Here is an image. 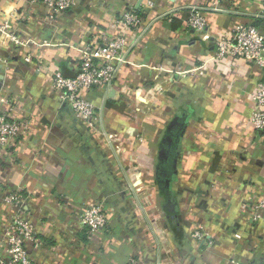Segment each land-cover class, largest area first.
<instances>
[{
	"label": "crops",
	"instance_id": "1",
	"mask_svg": "<svg viewBox=\"0 0 264 264\" xmlns=\"http://www.w3.org/2000/svg\"><path fill=\"white\" fill-rule=\"evenodd\" d=\"M147 1L152 6L144 10ZM215 5L217 0H78L51 20L41 1L0 0V19L30 40L0 47L8 59L0 61V109L14 104L19 116H32L27 134L9 143L10 156L0 155V240L12 214L2 197L13 190L25 197L23 209L40 241L27 245L31 264H126L132 257L140 264H264V210L257 221L250 216L252 201L264 193V131L250 123L248 95L264 80V67L222 59L182 72L212 55L220 35L239 23L264 35V5L229 0L221 5L228 11L212 10ZM193 6L204 8V30L187 25ZM130 8L149 26L135 45L128 33L127 62L108 95L101 88L87 95L98 111V134L55 95L50 74L74 76L82 48L115 36L114 20ZM137 94L148 100L140 107ZM180 112L189 119L172 221L155 168L166 126ZM102 131L112 135L110 144ZM114 146L122 147L119 155ZM143 190L147 197L139 195ZM93 203H101L108 220L90 237L77 211ZM196 228L204 230L202 239L191 237Z\"/></svg>",
	"mask_w": 264,
	"mask_h": 264
},
{
	"label": "built area",
	"instance_id": "2",
	"mask_svg": "<svg viewBox=\"0 0 264 264\" xmlns=\"http://www.w3.org/2000/svg\"><path fill=\"white\" fill-rule=\"evenodd\" d=\"M30 3L43 2L47 8V17L51 20L59 14L72 9L78 0H27ZM229 0H217V5L212 7L215 11H228L221 5ZM264 5V0H258ZM152 6L151 1H147L144 10ZM204 8L199 6L191 7L187 19V25L193 30H204L206 19ZM167 18L172 17V11L166 14ZM114 26L118 33L109 37L103 35L98 39L87 43L80 52L77 72L72 77L64 76L61 71L55 70L50 74V81L55 95L63 102L67 103L74 118L86 129L100 133L97 127L98 111L92 100L87 96L95 88L104 89L105 96L113 87L121 67L127 62L126 45L128 44V33L133 32L131 44L135 45L145 34L148 24L136 10L130 8L123 10L114 20ZM27 40L21 39L16 27L10 25L7 20L0 19V47L16 48L26 46ZM45 43V42H43ZM222 59H227L233 63L237 60L264 67V35L256 26L249 23H239L230 31L224 32L217 39L216 48L212 55L201 60L200 65L193 69L182 72H192L195 69L206 67L209 64L217 63ZM0 61L7 63L8 59L0 54ZM24 61H31L30 54L24 57ZM170 71V70H169ZM186 74V73H185ZM171 78V72H169ZM171 75V76H170ZM158 90H161L159 88ZM137 93V91L135 92ZM249 100L252 105L250 123L257 131H264V80H259L249 92ZM140 101H146V96ZM6 101V98L2 97ZM148 101V100H147ZM21 108L11 104L8 109H0V155L10 156L9 143L12 140H19L28 132L32 116H19ZM109 144L112 135L102 131ZM3 201L12 209V214L4 226L3 235L0 240V264H31L28 250V243L37 246L40 241L34 223L28 212L23 209L25 197L16 191L3 195ZM253 213L251 218L258 220L259 211L264 210V193L255 201H252ZM78 220L87 229L91 237L93 233L105 229L108 216L101 203H93L82 207L77 211ZM205 232L202 228H196L191 237L202 239ZM210 243V241H209ZM231 264H244L232 259ZM126 264H140L137 257H132Z\"/></svg>",
	"mask_w": 264,
	"mask_h": 264
},
{
	"label": "water",
	"instance_id": "3",
	"mask_svg": "<svg viewBox=\"0 0 264 264\" xmlns=\"http://www.w3.org/2000/svg\"><path fill=\"white\" fill-rule=\"evenodd\" d=\"M189 115L180 112L168 122L159 143L155 178L157 186L165 198L164 209L167 213L177 215L173 183L177 173V160L181 151L182 138L186 131Z\"/></svg>",
	"mask_w": 264,
	"mask_h": 264
},
{
	"label": "rangeland",
	"instance_id": "4",
	"mask_svg": "<svg viewBox=\"0 0 264 264\" xmlns=\"http://www.w3.org/2000/svg\"><path fill=\"white\" fill-rule=\"evenodd\" d=\"M142 98H144V97H140V96L136 97V100L138 102L137 103V105H138L137 107H140V104H142V101H140V99H142ZM145 100L147 101V99H145ZM146 101H143V102H146ZM148 108L151 109L152 108V104L148 105L147 108H145V109H148ZM112 149H113V151H115L116 155H119L121 153V151H122V147H120V146H114V148H112ZM147 194L148 193H147L146 190H143V191L139 192V195H142L144 197H147ZM143 208H145V207H143ZM144 214H145V217L147 218V220L149 221L148 216H147V212H145V210H144Z\"/></svg>",
	"mask_w": 264,
	"mask_h": 264
},
{
	"label": "trees",
	"instance_id": "5",
	"mask_svg": "<svg viewBox=\"0 0 264 264\" xmlns=\"http://www.w3.org/2000/svg\"><path fill=\"white\" fill-rule=\"evenodd\" d=\"M161 192V191H160ZM164 197V196H163ZM165 199V198H164ZM165 203V202H164ZM177 204V203H176ZM168 215H169V218L172 220V221H175L176 220V214L175 215H173V214H169L168 213Z\"/></svg>",
	"mask_w": 264,
	"mask_h": 264
}]
</instances>
